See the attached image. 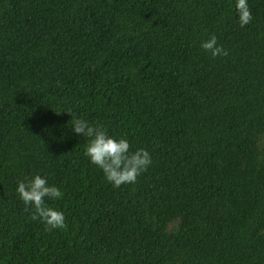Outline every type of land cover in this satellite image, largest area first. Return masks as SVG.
<instances>
[{"label": "trees", "instance_id": "obj_1", "mask_svg": "<svg viewBox=\"0 0 264 264\" xmlns=\"http://www.w3.org/2000/svg\"><path fill=\"white\" fill-rule=\"evenodd\" d=\"M0 0V264H264V0ZM215 35L227 55L200 47ZM74 117L146 149L112 187ZM61 191L46 230L14 189Z\"/></svg>", "mask_w": 264, "mask_h": 264}, {"label": "clouds", "instance_id": "obj_2", "mask_svg": "<svg viewBox=\"0 0 264 264\" xmlns=\"http://www.w3.org/2000/svg\"><path fill=\"white\" fill-rule=\"evenodd\" d=\"M236 20L240 27L249 24L253 17L248 0H234ZM199 47L212 58L227 55V50L217 43L215 35L201 41ZM71 131L86 142L83 155L89 164L102 173L103 179L112 187L136 183L137 177L145 172L152 163L149 152L144 148L131 149L127 138L109 135L107 129L82 117H74ZM18 199L26 209H31L30 218L39 220L46 230H60L66 226L63 211L53 207L61 197V191L55 184H50L46 176L34 174L16 182L14 189Z\"/></svg>", "mask_w": 264, "mask_h": 264}]
</instances>
